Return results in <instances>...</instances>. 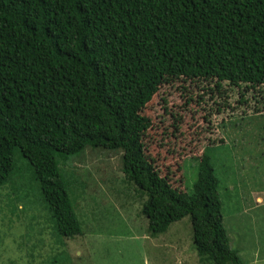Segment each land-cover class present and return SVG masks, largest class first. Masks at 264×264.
<instances>
[{
	"label": "trees",
	"instance_id": "1",
	"mask_svg": "<svg viewBox=\"0 0 264 264\" xmlns=\"http://www.w3.org/2000/svg\"><path fill=\"white\" fill-rule=\"evenodd\" d=\"M241 85L264 87V0H0V187L11 175L31 172L55 242L64 243L86 224L59 166L85 149L116 154L112 159L121 153L114 161L129 195L118 189L113 197L122 207L139 198L138 216L152 238L188 217L195 264H244L245 248L231 246L234 230L225 224L207 150L222 141L207 139L213 144L188 157L196 162V180L184 193L170 174L179 170L182 179L186 159L161 174L149 153L159 123L143 113L163 88L186 102L197 90L200 104L213 91L223 96L224 86L241 96ZM181 127L173 115L170 132ZM15 151L26 169L15 167ZM106 181L116 183L113 177L100 183ZM83 184V191L91 187ZM241 218L235 222L245 239ZM250 251L253 260L260 257V250ZM24 262L34 264L30 257Z\"/></svg>",
	"mask_w": 264,
	"mask_h": 264
},
{
	"label": "rangeland",
	"instance_id": "2",
	"mask_svg": "<svg viewBox=\"0 0 264 264\" xmlns=\"http://www.w3.org/2000/svg\"><path fill=\"white\" fill-rule=\"evenodd\" d=\"M163 89L143 110L159 123L149 147L159 171L164 174L173 170L185 158L181 165L183 178L175 170L170 174L171 183L190 194L196 180V162L188 157H199L205 146L213 144L207 139L221 140L219 145H208L207 150L219 182L225 224L234 230L231 246L245 248L241 253L245 264H264V87L245 90L241 85L239 96L238 89L224 86L223 96L213 91L212 97L206 94L200 104L197 90L195 94L189 92L193 101L186 102L174 88L169 94ZM239 97L244 102L238 103ZM220 102L225 103V108L216 113ZM173 115L181 117L182 127L171 133ZM164 128H168V135L166 131L160 134ZM88 151L93 154L94 164ZM112 154L116 155L103 149H85L69 157L64 167L59 166L70 197L76 198L75 214L86 224L81 226V236L64 243L55 242L53 223L32 173L21 174V179L11 175L0 187V264H25L28 257L34 264H195L188 217L152 238L146 219L138 216L142 204L139 198L136 196L125 207L117 203L113 191L124 189L122 194L129 195L130 186L123 182L115 166L114 160L120 162L121 153L113 159ZM14 161L20 170L27 168V161L18 151ZM97 167L104 170L105 178L95 174ZM110 177L116 183H100ZM85 181L92 188L86 185L83 191ZM236 215L242 217L245 239L238 236ZM251 248L261 251L257 260L249 257Z\"/></svg>",
	"mask_w": 264,
	"mask_h": 264
},
{
	"label": "crops",
	"instance_id": "3",
	"mask_svg": "<svg viewBox=\"0 0 264 264\" xmlns=\"http://www.w3.org/2000/svg\"><path fill=\"white\" fill-rule=\"evenodd\" d=\"M240 257H241V255H240ZM262 258H264V257H262ZM246 263V262H245ZM252 263V262H251ZM251 263H249V264H251ZM150 264V263H149Z\"/></svg>",
	"mask_w": 264,
	"mask_h": 264
},
{
	"label": "clouds",
	"instance_id": "4",
	"mask_svg": "<svg viewBox=\"0 0 264 264\" xmlns=\"http://www.w3.org/2000/svg\"><path fill=\"white\" fill-rule=\"evenodd\" d=\"M195 256V255H194ZM239 257H240V255H239ZM240 259H241V257H240ZM244 264H245V262H244Z\"/></svg>",
	"mask_w": 264,
	"mask_h": 264
}]
</instances>
